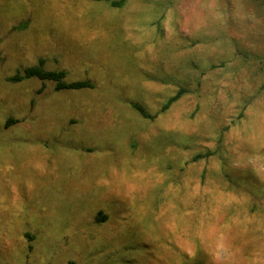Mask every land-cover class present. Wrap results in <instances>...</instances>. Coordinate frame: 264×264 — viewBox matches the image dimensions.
Listing matches in <instances>:
<instances>
[{
    "label": "rangeland",
    "instance_id": "obj_1",
    "mask_svg": "<svg viewBox=\"0 0 264 264\" xmlns=\"http://www.w3.org/2000/svg\"><path fill=\"white\" fill-rule=\"evenodd\" d=\"M196 262L264 264V7L0 0V264Z\"/></svg>",
    "mask_w": 264,
    "mask_h": 264
},
{
    "label": "trees",
    "instance_id": "obj_2",
    "mask_svg": "<svg viewBox=\"0 0 264 264\" xmlns=\"http://www.w3.org/2000/svg\"><path fill=\"white\" fill-rule=\"evenodd\" d=\"M110 2L114 6H121L125 0H101ZM259 4L264 7V0H257ZM223 65V64H221ZM65 72L62 70H49L44 67L43 60H39L37 65L29 66L23 68L21 71H17L14 75L9 77L11 81H19L24 78H31L35 77L41 80H51L54 82V89L61 90V89H80L84 87H91V83L87 80H80V81H71L66 82L64 80ZM185 92V88H179L174 94L169 96L165 102L162 104L160 111L166 110L170 107V105L178 100L181 95ZM132 106L140 112L144 117L147 118H154L156 114L148 113L142 106L137 103L132 104ZM213 154L211 149H207L204 152L197 153L193 159H200V158H207ZM194 264H205L202 262H196Z\"/></svg>",
    "mask_w": 264,
    "mask_h": 264
}]
</instances>
